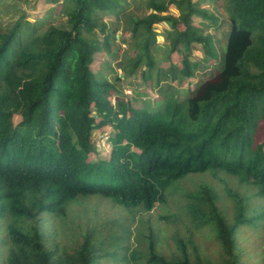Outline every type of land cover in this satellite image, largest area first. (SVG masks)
I'll return each mask as SVG.
<instances>
[{
  "label": "trees",
  "instance_id": "obj_1",
  "mask_svg": "<svg viewBox=\"0 0 264 264\" xmlns=\"http://www.w3.org/2000/svg\"><path fill=\"white\" fill-rule=\"evenodd\" d=\"M211 1L230 21L220 51L216 36L195 21L221 25L200 0H132L144 6L139 13L129 11L128 0H61L58 13L67 26L31 21L18 5L17 18L4 22L10 9L0 0V264H101L106 258L114 264H246L239 235L263 227L264 213L250 212L246 196L227 186L236 198L224 208L210 185L186 195L192 222L209 228L217 242L213 256L184 241L168 256L151 239L146 255H137L130 235L65 229L60 239L47 235L46 215L65 217L79 197H104L131 213L150 211L167 203L170 188L190 174L224 171L264 198V0ZM107 14L115 21H106ZM164 22L167 43L153 44L156 25ZM119 28L130 32L135 49L122 53L126 75L142 68L144 81L157 86L204 77L184 99L172 93L151 108L122 97L113 103L116 83L91 65L102 50L114 56ZM195 44L203 56L192 60ZM160 49L167 60L179 54V63L160 67ZM106 124L113 127L111 149L91 159L94 130Z\"/></svg>",
  "mask_w": 264,
  "mask_h": 264
},
{
  "label": "rangeland",
  "instance_id": "obj_2",
  "mask_svg": "<svg viewBox=\"0 0 264 264\" xmlns=\"http://www.w3.org/2000/svg\"><path fill=\"white\" fill-rule=\"evenodd\" d=\"M128 1L131 2L130 12L139 13L144 10V6H137L132 0ZM200 1L201 6L206 7L210 12L215 13L219 17L221 24L219 29H214L213 26L209 25V21L207 20L195 18L196 22L203 24L206 31L216 36L217 40L215 43L219 50L223 44L226 46V39L223 36L230 28V21L221 4H216V2L211 0ZM60 4L61 0H5L4 5H7V9L10 10L4 15L3 21L7 20V22H11L17 18V14H14V7L18 5L26 12V16L31 21L51 20L57 23L62 22L63 25L67 26L64 23L65 17L59 16L58 13ZM170 10H175V6H170ZM115 18L112 14L105 15V19L108 22L115 21ZM168 26L165 22L156 25L159 35L157 40H152L153 44L166 45L164 28ZM115 33L116 38H112L114 56L110 52L102 50L97 53L91 65L92 70L97 72L99 76L103 74L107 79L116 83L118 90L115 91L113 89L110 93L113 103L119 97H122L125 100H130L136 108H151L161 103L165 97H168L172 93L179 99H184L196 86L197 81L204 77L202 74H198L195 78H185L181 82L164 79L157 86L152 79L144 81L141 75L142 68H138L133 75H126L123 69L119 67V63L124 57L122 53L129 50L133 54L135 53V49H131L132 40L130 32L122 31L119 28ZM156 55L162 68H167L170 61L176 64L180 60V55L177 53H173L170 60L165 59L162 49ZM188 55L192 60L200 59L203 56V48L201 45L195 44L191 51L188 52ZM210 62L212 60H209L208 63ZM116 73L120 75L119 80L114 78ZM119 90L123 92V95H119ZM20 120V115L14 117L15 123ZM112 132L113 127L111 124H106L94 130L92 142L97 149V153H90L91 159L107 155L111 149L109 137ZM259 134L260 139H264V125ZM202 184L210 185L219 191V206L222 208L231 204V200H235L236 197L232 194H235V196L244 195L246 196L245 201L250 212L256 215H258L257 212L264 213V198L255 197L253 195L255 190L252 186H249L247 183H239L237 179L224 171H219L216 174L206 172L190 174L177 181L170 188L168 202L157 204L150 211L131 213L104 197H79L75 202L70 204L65 217L46 215L45 219L51 225L50 234L48 233L47 235L49 238L55 235L57 239H60L59 231L62 229H65L71 235L82 234L85 231H94V234L103 236L113 234L130 235V245L137 251V255H141V253L146 255L147 246L151 239L157 241V250L168 256L177 249V244L180 241H184L188 245V248L192 244H196L201 247L204 253L213 256L218 251V245L214 240L213 233L209 228L202 225L198 226L192 222L186 200L187 193H194ZM226 186L231 189V195L227 194L225 190ZM259 219L264 220V215ZM125 228H127L126 231ZM238 243L241 258L246 264H264V226L260 228L253 226L243 229L239 235ZM0 253L1 256L5 255V251ZM101 264L114 263L106 258Z\"/></svg>",
  "mask_w": 264,
  "mask_h": 264
}]
</instances>
